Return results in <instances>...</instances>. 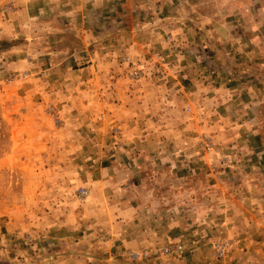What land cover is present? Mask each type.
<instances>
[{
	"label": "crops",
	"instance_id": "crops-1",
	"mask_svg": "<svg viewBox=\"0 0 264 264\" xmlns=\"http://www.w3.org/2000/svg\"><path fill=\"white\" fill-rule=\"evenodd\" d=\"M76 5L46 15L68 23L55 29L60 34L53 32L44 58L32 63L27 89L37 88L39 80L40 94L81 117L75 121L79 128L90 122L98 136L85 155L90 200L79 215L65 218L63 229L72 233L60 231L49 241H93L104 253L101 261L58 255L51 264H116L125 248L139 250L182 235L208 240L228 227L252 245L259 238L254 227L264 223V0H78ZM36 15H27L29 26ZM5 22L0 18V33ZM69 32L81 53L66 55L73 47ZM131 52L145 61L155 54L160 68L128 79L121 59ZM16 64L24 66L23 57L1 55L0 70ZM110 125L118 128L117 140L106 136ZM207 129L219 131L214 138L221 152L238 162L230 170L237 183L222 182L217 203L206 197L186 204L178 196L185 187L195 192L192 181L204 174L166 163L177 147L194 167L200 160L204 165L194 136ZM163 176L176 182L185 177L186 185L163 189L158 180ZM126 224L125 230L115 228ZM200 248L208 249L205 243ZM150 259L161 264L157 255Z\"/></svg>",
	"mask_w": 264,
	"mask_h": 264
},
{
	"label": "rangeland",
	"instance_id": "rangeland-1",
	"mask_svg": "<svg viewBox=\"0 0 264 264\" xmlns=\"http://www.w3.org/2000/svg\"><path fill=\"white\" fill-rule=\"evenodd\" d=\"M71 1L0 0V18L8 21L0 33V37L3 36L0 38V57L10 51L14 57H23L25 64L0 70V264H51L58 255L68 254L73 258L101 261V253H104L93 241L76 244L70 238L69 243L63 245L49 241L51 236L60 231L72 233L63 229L68 225L64 222L65 218L68 215L74 217L73 214L84 210L82 204L90 200V186L85 181V171L90 162L85 155L93 150L91 144L97 133L89 125L90 122L85 124L86 128H79L75 121L81 120V117L63 112L55 101L40 94L38 91L42 86L39 80H36L37 88L31 91L27 89L29 73L34 72L32 63L38 64L44 58V52H48L45 47L49 46L50 38L56 34L53 32L60 34L55 29L68 23L59 17L54 20L56 17L46 15L52 12L60 14V8L67 4L78 7V0ZM32 13L38 15L34 19L35 25L29 26L27 15ZM11 23L20 27L12 29ZM69 30L74 29L70 27ZM69 34L68 44L73 47L65 50L66 55L81 53L76 37L71 32ZM30 36L34 38L30 39ZM140 55L131 52L121 59L130 80L143 77L146 71H153L152 68H160L155 54H152L153 58L150 56L147 59L148 63L147 60H141ZM160 65L165 67L164 63ZM134 72H138L136 77ZM99 117L102 120L103 116ZM118 132V128L110 125L106 136H114V140H117ZM218 134L219 131L209 129L195 133L197 152L207 160L204 165L200 166L202 160H198L199 163L196 162L197 166L194 167L184 150L177 147L171 162L166 163L169 168L196 169L204 174V177L199 176L192 181L196 186L195 192L190 190L187 193L185 187L178 196L186 204L192 200L200 203L198 199L205 200L206 197L217 203L221 199L222 182L231 185L237 183L230 170L238 162L221 152L214 138ZM157 165L161 167L159 161ZM186 179L180 178L176 182L175 178H158L161 188L167 190L172 186L184 188ZM163 194L165 198L176 197L170 192ZM251 200L253 202L252 197ZM210 215L213 218L215 216L214 213ZM73 225L75 232L77 227ZM116 227L125 230L129 224ZM211 228L214 230L215 227ZM88 230L93 235V228ZM254 230L259 238L251 242L252 245L242 239L237 228L228 227L215 230L208 240L182 235L176 241L157 242L139 250L125 248V259L118 257L115 263L154 264L155 261L152 262L150 257L157 255L161 264H264V223L254 227ZM137 242L133 240L131 244ZM200 243H205L208 249L204 252L202 248L197 250ZM151 251L154 253L149 255ZM200 251L202 255L198 254Z\"/></svg>",
	"mask_w": 264,
	"mask_h": 264
},
{
	"label": "built area",
	"instance_id": "built-area-1",
	"mask_svg": "<svg viewBox=\"0 0 264 264\" xmlns=\"http://www.w3.org/2000/svg\"><path fill=\"white\" fill-rule=\"evenodd\" d=\"M133 75H135V77L138 75V72H134Z\"/></svg>",
	"mask_w": 264,
	"mask_h": 264
}]
</instances>
